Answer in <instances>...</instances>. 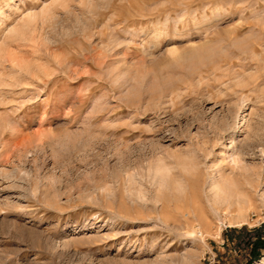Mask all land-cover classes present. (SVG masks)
Returning <instances> with one entry per match:
<instances>
[{
    "label": "rangeland",
    "instance_id": "obj_1",
    "mask_svg": "<svg viewBox=\"0 0 264 264\" xmlns=\"http://www.w3.org/2000/svg\"><path fill=\"white\" fill-rule=\"evenodd\" d=\"M132 239L264 263V0H0V264Z\"/></svg>",
    "mask_w": 264,
    "mask_h": 264
},
{
    "label": "bare ground",
    "instance_id": "obj_2",
    "mask_svg": "<svg viewBox=\"0 0 264 264\" xmlns=\"http://www.w3.org/2000/svg\"><path fill=\"white\" fill-rule=\"evenodd\" d=\"M233 162L235 164V166L232 168L233 173H236V171H238L239 169L245 168L244 166L243 167L240 166L242 164V159L240 158V156L234 157ZM190 202H191V200L186 199V198L183 199V201H181L179 199H173L170 202V204H173L175 207L183 204V207L180 206V209L178 207H177V209L178 210H184L183 211V217L185 218V224H184L185 227L186 226L194 227L195 221L197 222V221L201 220L200 217H198V215L196 214L197 210L193 209L194 207L192 208L193 212H191V210L189 209L191 206ZM192 202H193V200H192ZM137 219L139 220V218H137ZM167 222H168V220L163 221V223L166 225L164 227H166L168 229V223L169 222L168 223ZM173 227H177V233L172 237H175L177 239L181 238L184 235V234L182 235V233H181L182 226L180 224L179 225L176 224ZM152 231L149 230L147 233L152 232ZM155 231H158V230H155ZM159 231H160V229H159ZM186 238H188V237H186ZM119 240H120L119 238L116 239V241H119ZM160 241L162 242L163 239L154 240V241H152V245L149 246L150 240H147L144 242V241H138L137 239L136 240L132 239L130 244L126 245L123 248V250L119 251V254L115 256L116 260L113 262H110L108 264H193L192 260L189 259L190 257L189 258L188 257L183 258L181 256H177V257L175 256V257L170 258L167 255H164L163 253L166 254V253H169V252L177 249L178 245H177V243H174V240H173V241H168L166 243L165 247L161 248L162 245H161ZM158 242H160V243H158ZM157 254H159V255H157ZM154 256H156L155 259H154ZM257 264H264V263L259 262Z\"/></svg>",
    "mask_w": 264,
    "mask_h": 264
},
{
    "label": "trees",
    "instance_id": "obj_3",
    "mask_svg": "<svg viewBox=\"0 0 264 264\" xmlns=\"http://www.w3.org/2000/svg\"><path fill=\"white\" fill-rule=\"evenodd\" d=\"M259 241H260V238H258V242H255V243L253 242L252 239H250L248 241L249 247L252 248V254L255 255L256 258L260 257L261 254H262L261 250H259L260 248L259 247L257 248V245L259 244Z\"/></svg>",
    "mask_w": 264,
    "mask_h": 264
}]
</instances>
